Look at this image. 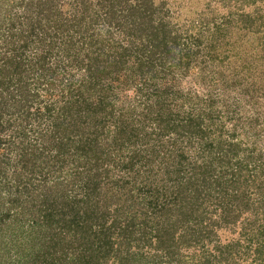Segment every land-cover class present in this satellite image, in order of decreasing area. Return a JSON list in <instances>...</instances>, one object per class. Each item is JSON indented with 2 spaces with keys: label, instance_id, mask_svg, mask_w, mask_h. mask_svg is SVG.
Segmentation results:
<instances>
[{
  "label": "trees",
  "instance_id": "trees-1",
  "mask_svg": "<svg viewBox=\"0 0 264 264\" xmlns=\"http://www.w3.org/2000/svg\"><path fill=\"white\" fill-rule=\"evenodd\" d=\"M57 1L0 0V264H264V126L226 135L171 84L195 26Z\"/></svg>",
  "mask_w": 264,
  "mask_h": 264
},
{
  "label": "rangeland",
  "instance_id": "rangeland-1",
  "mask_svg": "<svg viewBox=\"0 0 264 264\" xmlns=\"http://www.w3.org/2000/svg\"><path fill=\"white\" fill-rule=\"evenodd\" d=\"M155 1L169 6L180 24L187 28L195 26L193 31L189 28L190 36L185 35L187 29L184 28V36L202 40L199 46L191 42L189 48L193 56L187 73L177 72L171 84L195 95L203 103L214 101V113L224 117L226 135H230L236 125V132L240 134L249 126H264V0ZM72 3L73 0L57 1L60 18L69 16L67 10ZM237 8L250 16L252 26H242L234 21L235 16L228 18L227 13ZM201 19L211 27L209 30L198 27ZM215 24L226 27L219 37L213 30ZM74 77L81 76L75 74ZM118 93L125 101L135 97L133 90ZM203 103L202 106L208 107ZM254 119H258L259 124H255Z\"/></svg>",
  "mask_w": 264,
  "mask_h": 264
}]
</instances>
